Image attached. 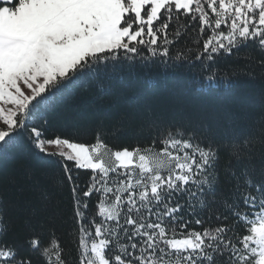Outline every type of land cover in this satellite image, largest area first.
Instances as JSON below:
<instances>
[{"label":"snow or ice","instance_id":"snow-or-ice-1","mask_svg":"<svg viewBox=\"0 0 264 264\" xmlns=\"http://www.w3.org/2000/svg\"><path fill=\"white\" fill-rule=\"evenodd\" d=\"M137 64L264 82V0H0V156L58 157L67 190L60 232L34 210L21 234L0 205V264H264V127L148 108L91 144L45 136L48 109Z\"/></svg>","mask_w":264,"mask_h":264},{"label":"trees","instance_id":"trees-1","mask_svg":"<svg viewBox=\"0 0 264 264\" xmlns=\"http://www.w3.org/2000/svg\"><path fill=\"white\" fill-rule=\"evenodd\" d=\"M148 108L176 122L208 115L212 117L207 121L209 128L223 131L231 121L259 135L264 127V82L240 78L231 87H207L184 69L137 64L131 71L102 73L48 109L44 134L91 144L101 123L108 126L126 113ZM109 143L113 148L135 145L128 137ZM58 160L32 154L24 145L0 156V205L21 234L34 210L38 219L57 232L67 226V190Z\"/></svg>","mask_w":264,"mask_h":264},{"label":"rangeland","instance_id":"rangeland-1","mask_svg":"<svg viewBox=\"0 0 264 264\" xmlns=\"http://www.w3.org/2000/svg\"><path fill=\"white\" fill-rule=\"evenodd\" d=\"M54 149H49V151H53Z\"/></svg>","mask_w":264,"mask_h":264}]
</instances>
